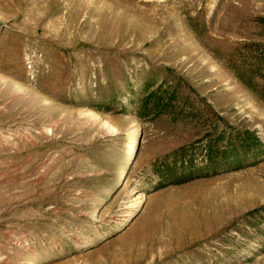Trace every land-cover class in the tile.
<instances>
[{
    "label": "rangeland",
    "instance_id": "rangeland-1",
    "mask_svg": "<svg viewBox=\"0 0 264 264\" xmlns=\"http://www.w3.org/2000/svg\"><path fill=\"white\" fill-rule=\"evenodd\" d=\"M251 47L264 0H0V264H264V158L222 166L238 134L264 142L231 68ZM108 73L123 103L155 73L184 105L98 112ZM209 141L214 173L156 187L155 163L185 146L204 167Z\"/></svg>",
    "mask_w": 264,
    "mask_h": 264
},
{
    "label": "trees",
    "instance_id": "trees-1",
    "mask_svg": "<svg viewBox=\"0 0 264 264\" xmlns=\"http://www.w3.org/2000/svg\"><path fill=\"white\" fill-rule=\"evenodd\" d=\"M241 56L244 57V55ZM239 60V63H233L234 65L231 67L233 72L250 91L264 100V49L251 47L248 55ZM157 76V74L152 73L143 87L142 94L130 95L129 102L126 104L122 101L123 91L120 89V83L126 84L127 79L121 76L122 78L120 77V80H117L112 74L108 73L109 82L97 87L96 103L91 107L101 113L130 115L138 120H142L151 114L149 112L152 109L183 107V97L176 88L165 92L163 97H166V103H164L163 97L157 99L155 93H149ZM117 108L120 110L117 113H112ZM187 117L185 116V118ZM218 149L219 146L216 141L207 143L206 165L204 167H199L196 164L194 156L188 155L185 146L168 153L153 165L152 173L157 177L156 187L163 188L190 183L199 178V173L203 171L206 172V175L214 173L218 168L216 160ZM98 152L99 150L95 147L94 154L96 155ZM228 153L231 155V159L223 163L222 166L240 168L248 158L254 160L264 158V142L254 132L245 131L234 137ZM123 157L124 155L116 158L114 167L119 169L124 166ZM93 158H96V156L93 155Z\"/></svg>",
    "mask_w": 264,
    "mask_h": 264
}]
</instances>
